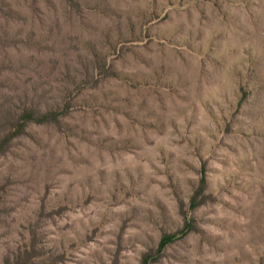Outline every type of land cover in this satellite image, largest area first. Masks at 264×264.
<instances>
[{
    "label": "rangeland",
    "instance_id": "obj_1",
    "mask_svg": "<svg viewBox=\"0 0 264 264\" xmlns=\"http://www.w3.org/2000/svg\"><path fill=\"white\" fill-rule=\"evenodd\" d=\"M0 139V264H264V0H0Z\"/></svg>",
    "mask_w": 264,
    "mask_h": 264
},
{
    "label": "trees",
    "instance_id": "obj_2",
    "mask_svg": "<svg viewBox=\"0 0 264 264\" xmlns=\"http://www.w3.org/2000/svg\"><path fill=\"white\" fill-rule=\"evenodd\" d=\"M58 116H60V113H57L56 111H50L46 113H40L36 109H25L22 111V113L19 115L15 126H13L14 132H17L15 135L11 134L10 136H7V142L19 134L23 133L24 130L31 124V123H37V124H49V123H56L58 122ZM5 140V141H6ZM4 139H0V152L5 145ZM166 244L165 239L162 241L161 246H164ZM6 264H22L21 261H17L16 263H10V261H7ZM28 264V263H27Z\"/></svg>",
    "mask_w": 264,
    "mask_h": 264
}]
</instances>
